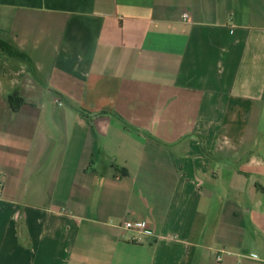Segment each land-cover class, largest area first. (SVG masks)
Wrapping results in <instances>:
<instances>
[{"label": "crops", "instance_id": "1", "mask_svg": "<svg viewBox=\"0 0 264 264\" xmlns=\"http://www.w3.org/2000/svg\"><path fill=\"white\" fill-rule=\"evenodd\" d=\"M0 38V264H264V0H0Z\"/></svg>", "mask_w": 264, "mask_h": 264}, {"label": "built area", "instance_id": "2", "mask_svg": "<svg viewBox=\"0 0 264 264\" xmlns=\"http://www.w3.org/2000/svg\"><path fill=\"white\" fill-rule=\"evenodd\" d=\"M188 14L184 13L183 14V18L184 20L188 19ZM57 104L62 105L61 102L56 101ZM3 187V179L0 177V191L2 190ZM120 229L125 230V231H135L137 233L136 237H134L135 241H140L143 239L144 235L146 234V229H145V225L141 222H134L132 220L129 219H125L121 225L119 226ZM224 253V251H219L216 256H215V260L217 262H221L222 261V254Z\"/></svg>", "mask_w": 264, "mask_h": 264}, {"label": "trees", "instance_id": "3", "mask_svg": "<svg viewBox=\"0 0 264 264\" xmlns=\"http://www.w3.org/2000/svg\"><path fill=\"white\" fill-rule=\"evenodd\" d=\"M0 56L16 57L25 61L29 60L28 57L23 52H21L20 50L12 46L9 42L1 38H0ZM14 97L15 96H11L10 100L13 101ZM23 103L24 101L20 99L19 105H22Z\"/></svg>", "mask_w": 264, "mask_h": 264}]
</instances>
